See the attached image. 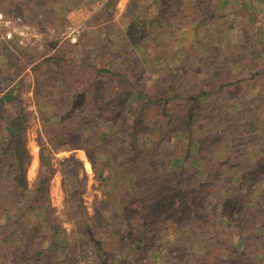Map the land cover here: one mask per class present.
Segmentation results:
<instances>
[{"label": "trees", "instance_id": "1", "mask_svg": "<svg viewBox=\"0 0 264 264\" xmlns=\"http://www.w3.org/2000/svg\"><path fill=\"white\" fill-rule=\"evenodd\" d=\"M115 1L106 0L88 26ZM183 1V10L196 9L193 0L174 4ZM237 2L247 14L261 12L259 0ZM153 5L155 14L146 17ZM166 6L167 0H131L120 25L108 17L99 45L86 28L65 37L68 41L57 44L60 37L45 44L41 54L16 38L0 40L5 58L0 68V264H251L244 256L246 242H235L237 248L226 242L230 225L216 222L214 202L226 185L245 188L244 166L239 164L236 180L225 171L231 170L238 139L258 130L245 134L231 130L230 120L213 119L216 100L234 82L219 81L217 67H205L195 54L170 70L168 63L158 67L155 61L158 56L164 63L170 57L166 51L147 49L139 58L126 50L131 41L150 39L148 34L156 38L154 27L163 28L169 16L177 20L178 10L163 14ZM10 13L0 4V18ZM87 46L97 55L91 62L76 57ZM252 53L263 54L256 45ZM189 62L186 74L183 65ZM196 62L203 71L194 67ZM146 72L153 75L150 83L137 82ZM22 73L31 77L33 111L24 104L23 78L11 77ZM202 74L206 78L197 84L184 85L185 75ZM226 99L231 102L232 96ZM33 118L38 169L30 185L27 132ZM65 147L82 150L90 164L100 192L92 213L83 201V162L74 153L55 156ZM56 172L62 176L69 231L50 203Z\"/></svg>", "mask_w": 264, "mask_h": 264}, {"label": "rangeland", "instance_id": "2", "mask_svg": "<svg viewBox=\"0 0 264 264\" xmlns=\"http://www.w3.org/2000/svg\"><path fill=\"white\" fill-rule=\"evenodd\" d=\"M20 2L19 0H0L2 9L11 11L8 18L20 17L41 33L32 43L27 44V47L34 51L36 48V51L41 54L45 44L54 42V39L62 38L57 44L68 41L63 33L70 26H79L80 32L86 28L90 38H93L92 41L99 45L105 39L106 27L109 24L108 17L120 25L123 13L131 0H116L108 6L98 18V22L92 26H88L87 21L101 10L106 0H21ZM167 2L168 6L164 8L163 14L167 16V12L172 9L178 10L177 20L169 16L163 28L157 29L153 26L157 30L156 38L148 34L150 39L147 37L131 41L127 46L130 49L126 50H133L139 58L145 57L147 49L152 50L151 52L166 51L170 57L164 63L158 56H155V61L158 67L165 62L168 63L170 70L179 66L181 61L190 60L195 54L199 56L198 60L202 61L205 67H217L221 73L219 81L234 82L233 86L224 92L225 97L216 100L218 116L214 114L212 117L216 119V123L230 120L231 130H241L245 134L258 130L251 136L242 135L234 145L233 156L230 158L231 170L225 173H230L236 180L240 173L239 164H241L240 167L244 166L242 182L245 188H236L233 185L228 188L226 185V188H221L215 193L217 194L214 199L217 205L216 222L219 225L225 223L230 225V230L226 235V242L230 247L237 248L238 245L235 242H246L244 255L246 261L251 264H264V0H259V11L261 12L256 16L247 14L238 5L237 0H193L196 9L192 8L191 11L183 10L186 1H183L182 6L174 4L175 0H167ZM132 7L133 11L137 9L135 3ZM154 12H156V7L153 5L146 13V17L153 16ZM183 15L185 17L182 19ZM0 40L4 41L1 37ZM252 45H256L263 54L255 56L252 53ZM76 57L84 62H91L97 55L90 46H87L84 53H76ZM184 57L186 59H183ZM4 63L5 58L0 55V68L4 66ZM190 63L183 65L186 74L191 71ZM197 64L200 66V63H194L196 69L199 68ZM205 67L200 66L202 71ZM173 71L177 72L175 69ZM149 76L153 77L146 72L137 77V82L142 79L149 84ZM11 77L15 80L23 78L24 104L28 110H35L32 92L28 87L31 83L30 75L27 73L11 74ZM205 78L203 74L198 77L185 75L184 81L187 83L184 85L193 86ZM228 94L232 96L231 102L226 99ZM37 128L38 124L34 118L31 119L27 132V146L32 159L33 151L36 149L37 168L34 174L28 175L30 165L28 167L27 179L30 185L34 182L38 169V146L35 142ZM226 145L223 143L219 147L215 146L217 148L216 157L223 152L220 149H224ZM70 153H74L83 162L87 174L83 201L88 211L92 213L93 200L95 196H100V192L84 152L68 150L65 147L60 149L55 156L57 159H62ZM215 164L217 165L215 168L219 169V162ZM203 174L205 171L201 170L199 176L202 177ZM251 181H255L252 188H250ZM236 182L239 184V181ZM49 197L54 216L61 222L63 228L69 231L71 225L65 221L60 172H56L50 181ZM243 232L245 236L239 238L235 236ZM195 249V252H201L200 247L195 246ZM159 260L163 262L164 257L160 256Z\"/></svg>", "mask_w": 264, "mask_h": 264}, {"label": "built area", "instance_id": "3", "mask_svg": "<svg viewBox=\"0 0 264 264\" xmlns=\"http://www.w3.org/2000/svg\"><path fill=\"white\" fill-rule=\"evenodd\" d=\"M2 30V32H1ZM79 26L67 27L63 33L64 37L73 36L80 32ZM41 33L37 28L25 23L20 17L0 18V37L3 40L16 38L22 45L32 43L36 36Z\"/></svg>", "mask_w": 264, "mask_h": 264}, {"label": "bare ground", "instance_id": "4", "mask_svg": "<svg viewBox=\"0 0 264 264\" xmlns=\"http://www.w3.org/2000/svg\"><path fill=\"white\" fill-rule=\"evenodd\" d=\"M34 148H36L34 146ZM37 168V156H36V149L33 151V159L31 161V164H30V167H29V171H28V175L29 174H34V171L36 170ZM29 177V176H28Z\"/></svg>", "mask_w": 264, "mask_h": 264}]
</instances>
